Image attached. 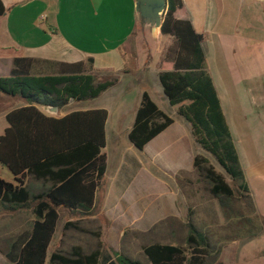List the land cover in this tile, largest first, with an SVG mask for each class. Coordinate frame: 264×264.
Segmentation results:
<instances>
[{"label": "trees", "instance_id": "trees-1", "mask_svg": "<svg viewBox=\"0 0 264 264\" xmlns=\"http://www.w3.org/2000/svg\"><path fill=\"white\" fill-rule=\"evenodd\" d=\"M4 12L6 7L0 0V16ZM185 14L183 0H166L160 32L174 40V47L166 54L158 74L163 93L170 106L177 109L176 114L191 125L198 145L222 168L219 171L202 154L194 158L197 179L218 200L226 223L236 225V234L229 240L260 234L252 217L237 207L243 201L252 206L251 213L257 212L236 140L208 71L205 35L190 20L179 17ZM44 63L52 64L53 72L39 73ZM94 71L91 58L75 64L16 58L9 74L0 77V99L4 94L25 104L7 113L9 126L0 136V165L8 168L14 178V182L0 178V211L22 215L30 210L33 216L23 230L8 237L6 249L0 248L9 264H141L121 253L115 258L106 252L100 240L101 227L89 233L96 240L92 250L73 245L67 251L50 254L63 214L80 216L78 221L95 215L97 192L108 167L103 149L109 113L101 108L52 117L39 108L66 109L70 104L96 99L116 85L117 79H101ZM173 124L174 119L144 92L129 141L142 151ZM30 179L41 184L38 193L30 187ZM236 215L240 217L237 220ZM78 224L67 221L64 233L71 229L83 231ZM188 227L186 245L160 241L143 245L150 263L214 264L211 260L222 255L221 247L194 224Z\"/></svg>", "mask_w": 264, "mask_h": 264}, {"label": "crops", "instance_id": "crops-1", "mask_svg": "<svg viewBox=\"0 0 264 264\" xmlns=\"http://www.w3.org/2000/svg\"><path fill=\"white\" fill-rule=\"evenodd\" d=\"M1 1L6 7V12L0 16V74L7 76L13 67V60L16 58H34L53 63L72 64L86 62L88 58H91L94 60V72L109 70L113 73H120L123 76L132 75L131 73H133L139 75L136 76L138 79H141L142 75H145L147 71L145 65L148 63V57H144L142 54L148 51L147 47L142 44L134 45L128 43L136 33L138 24L141 23L140 14L136 10L137 0ZM183 1L186 14L179 17L190 20L194 28L205 35L204 47V43L208 44L209 42L210 31L207 25L212 23V13L205 3L199 5V13L203 17V24L199 30L192 13L188 11L185 0ZM243 2L246 3V0H243ZM253 3L250 6L249 18L245 17L244 6L241 7L236 24L237 26L240 24L244 25L245 28L243 30L238 31L237 29L235 33L228 35L221 34L213 44L209 42L210 47L208 50L205 47L204 50L207 63L208 56L214 52L212 64H207V67L219 92L224 115L234 138L236 135L251 139L252 149L255 150L258 156L264 157V0H253ZM74 7H88L89 12L82 13V15L85 17L89 16L93 21L92 27H84L86 25L73 27V18L71 16H73ZM53 8L56 9L55 13ZM52 14L55 17H52ZM65 16H67L66 20L64 19ZM61 18H63L62 22H60ZM196 20L199 19L197 18ZM108 31L110 36L107 33L99 36L100 33ZM241 32L243 33L242 35L240 34ZM252 42L254 45L251 44ZM94 44L103 45L91 48V45ZM52 70H54L52 64L44 63L39 73L48 74L53 72ZM133 70L137 72L134 73ZM145 81L143 83L142 80H139L140 91H138V95L135 98L137 103L141 102L144 92H147L154 100ZM24 105L18 98L3 94L0 99V120H6V115L9 111L21 108ZM83 106L87 105L77 106V104H70L66 109H58L56 114H51L48 111L49 107H41L39 109L52 117H63L68 112L76 110L103 108L86 107L85 109H80ZM105 109H108L109 116L105 129L107 144L103 152L107 155L108 167L106 168L102 186L97 192L95 209L106 218L108 225H114L120 215L119 213L117 216L114 212L117 211L118 202L120 200L123 201L124 195L132 187L137 174L145 167L144 163H142L143 157L141 158V154L146 155L149 159H155L156 156L159 155L160 157L163 155V148L166 150L167 147L174 145L176 149L177 145L183 144V140L186 141V144L194 145L195 150L193 153L191 152L192 154L190 153V157L195 158L197 154L203 155V152L201 151L202 148H196L198 143L191 133V125L186 121H182V119L173 118L174 124L145 146L141 153H138L137 148L132 144L130 145V142L128 143V135L134 124L132 128L124 129L126 134H123L120 131L123 129V124L119 119L114 118L117 113L114 114L109 108ZM164 112L166 113V110ZM7 126H9L8 122L0 136L4 133ZM190 133L191 137L187 136ZM126 135L127 138H125ZM177 141L179 142L176 143ZM159 148L162 149L159 150ZM172 148L174 149V147ZM239 155L241 158L240 152ZM163 158L166 159L168 157ZM178 169L175 168L170 171V177L172 176L173 180L175 178V181L176 174L184 171L182 168ZM186 170L184 172L195 173L193 166ZM164 173L169 175L166 171ZM162 179L164 182L167 180L164 177ZM29 181L34 193H38L41 190V184L32 183L31 179ZM261 183H264V181ZM113 199L115 204H113ZM174 202L175 199L170 202L171 207L175 205ZM128 208L129 206H127ZM259 209L260 206L258 207ZM170 211L166 216L167 219L171 218L169 215L172 211L176 213L173 208ZM172 216H176V214ZM135 220L132 219L128 224L121 225L117 231L111 230L109 232L107 242L112 248L116 249L115 245L118 244L124 229L136 228L135 225L138 221L136 222ZM142 229L149 230V227L136 228V230ZM169 231H171V234L173 233V230L169 229ZM2 255L6 258L3 253ZM6 264H9L7 258Z\"/></svg>", "mask_w": 264, "mask_h": 264}, {"label": "rangeland", "instance_id": "rangeland-1", "mask_svg": "<svg viewBox=\"0 0 264 264\" xmlns=\"http://www.w3.org/2000/svg\"><path fill=\"white\" fill-rule=\"evenodd\" d=\"M185 2L199 30L203 24V17L199 13V5L205 3L209 7L212 13V23L207 26L210 31L208 41L211 44L217 41L221 34L228 35L235 33L237 29L238 31L243 30L245 28L244 25L240 24L237 26L236 24L241 7L244 6L243 12L246 14L245 17L249 18L250 6L254 4L253 0H246V3L243 0H185ZM53 10L55 13L56 9L53 8ZM87 12H89L88 7H74L73 16H71L74 28L82 25H86L84 27H92L93 21L89 16L85 17L82 15V13L85 14ZM196 16L199 20H196ZM52 17H55L54 14H52ZM64 19L66 20L67 16ZM62 20L63 18H61L60 22ZM105 33L110 36L109 31L100 33L99 36ZM240 34L242 35L243 33L241 32ZM209 42L208 44L204 43L206 50L210 47ZM128 43L134 45L142 44L147 47L148 51L142 53L144 57H148V63L145 65L147 69L145 75H142L141 79H138L136 76L139 75L133 73H131L132 75L123 76L120 73H113L109 70L94 72L101 79H117V83L111 89L103 92L98 98L84 101L77 104V106L87 105L80 109H85L86 107L109 108L114 114L117 113L113 116L123 124V129L120 131L126 134L124 129L132 128L135 122L136 110H138L141 103H137L135 99L138 91H140L139 80H142L144 83L147 79L145 81L147 82L146 86L150 89L156 103L166 110V114L171 118H179L185 121V119L176 114L175 111L177 109L170 106L163 93L164 91L158 77L166 54L169 53L170 48L174 47V40L163 35L159 30H152L140 23L138 24L136 33ZM251 44L254 45L253 42ZM100 45L94 44L91 45V48H96ZM213 55L214 52L208 56V65L209 63L212 64ZM133 71L134 73L137 72L136 70ZM5 76L4 74H0V77ZM160 90L162 91L158 94ZM6 125V120H0V133H2ZM187 136L191 137V133ZM125 138H127V135ZM181 138L183 137L181 136ZM235 140L240 150L244 168L246 169V180L249 183L250 190L252 189L250 194L257 212L255 214L251 213L252 206L243 201L237 207L243 210V213L245 212L252 217L254 222H256L255 227L259 229L260 234L258 232V234H251L241 239L229 240L230 237H234L236 234L233 232L236 225H228L226 223L218 200L212 198L205 190L206 187L197 179L196 173L190 174L184 172L187 171L186 169L194 167V158L190 157V153H193L195 148L194 145L186 144V141L183 140V144L177 145V150L174 145L172 146L174 149L171 146L167 147L166 150L159 148L164 153L160 157L159 155L156 156L155 159H149L146 155L141 154V158L143 157L142 163H144L145 167L137 174L132 187L124 195L123 201L120 200L118 202L116 200L118 206H116L117 211L114 212L117 216L119 213L120 215L114 225H108L106 218L96 209L94 216H86L81 221H78L81 218L80 216L63 214L60 223H58L57 233L54 242H52L50 254L58 250L67 251L73 245H81L86 250H92L96 240L89 233L101 227L100 240L103 242L106 252L112 254L115 258L118 257L117 253H121L132 260L141 262V264H151L144 254L143 245L145 246L156 241L163 242V244L177 243L186 245L190 230L188 226L189 224H194L197 229L208 233L215 245L221 247L222 255L211 260V262L214 261V264H264V183H261L264 181V157L258 156L255 150L252 149L251 139L235 135ZM196 148L201 149L199 145H196ZM201 151L204 156L212 161L219 171L222 170L212 155L204 152L203 149ZM138 153H141V151ZM163 157L168 158L165 159ZM175 168L184 169V171L176 174V181L175 178L173 180L172 176L170 177V171ZM165 171L169 175H166ZM162 177L167 180L164 182ZM0 178L13 182L12 172L2 165H0ZM231 185L235 186L234 182L231 181ZM173 186H175L173 188L175 192L172 189ZM172 199H175L174 204L176 206H170V202L173 201ZM113 202L115 204L114 199ZM127 206H129L128 209ZM259 206L260 209L258 210ZM172 208L176 210V213L172 211L169 217L177 218L175 221L172 218H166ZM174 214L176 216H172ZM237 216L235 217L236 220L240 218ZM31 219H33V216L30 210L22 215H11L0 211V248L6 249L5 241L8 237L23 230ZM132 219H136V222L138 221L135 225L136 228L149 227V230H151L124 229L118 244L115 245L116 249L112 248L107 242L109 232L111 230L117 231L121 225L128 224ZM67 221L79 222L78 226L79 228H83V231L71 229L65 234L64 224ZM169 229L173 230L172 234ZM0 263L6 264V258L2 253H0Z\"/></svg>", "mask_w": 264, "mask_h": 264}, {"label": "water", "instance_id": "water-1", "mask_svg": "<svg viewBox=\"0 0 264 264\" xmlns=\"http://www.w3.org/2000/svg\"><path fill=\"white\" fill-rule=\"evenodd\" d=\"M136 10L140 14L142 25L159 30L162 23V15L166 8V0H137ZM58 107H49L51 114H56Z\"/></svg>", "mask_w": 264, "mask_h": 264}]
</instances>
